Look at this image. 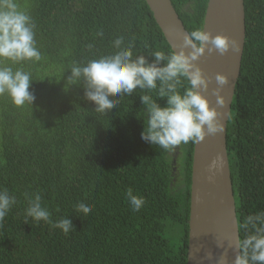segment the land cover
<instances>
[{
	"label": "trees",
	"instance_id": "1",
	"mask_svg": "<svg viewBox=\"0 0 264 264\" xmlns=\"http://www.w3.org/2000/svg\"><path fill=\"white\" fill-rule=\"evenodd\" d=\"M243 1L244 49L226 125L237 223L264 210V0ZM17 2L35 22L41 59L11 65L31 73V105L0 96V189L17 201L0 222V264H186L193 143L179 145L184 167H174L176 149L141 139L147 116L139 94L118 97L101 114L82 81L66 83L74 62L111 54L117 36L149 62L154 51L172 52L147 3ZM171 3L188 33L202 29L207 0ZM128 188L145 198L139 211ZM25 193H38L53 222L69 218L74 228L65 235L26 218ZM80 202L91 212L77 211Z\"/></svg>",
	"mask_w": 264,
	"mask_h": 264
},
{
	"label": "clouds",
	"instance_id": "2",
	"mask_svg": "<svg viewBox=\"0 0 264 264\" xmlns=\"http://www.w3.org/2000/svg\"><path fill=\"white\" fill-rule=\"evenodd\" d=\"M35 27L33 18L17 0H0V96L6 94L17 107L31 105L35 99L30 91L31 73L22 68L14 70L11 66L41 59V52L36 46ZM97 35L102 36L103 33L98 32ZM87 47L91 49L93 46L89 44ZM112 47L115 51L111 54L86 63L74 62L66 80L68 85L83 82L84 98L93 102L97 113L104 114L116 108L118 97L139 94L147 116V126L143 127L141 139L167 151L189 142L194 145L206 135L222 131L217 108L210 107L209 100L202 94L207 91L210 78L195 62L205 49L221 55L230 48L233 52L238 51L239 44L235 39L197 28L184 36L179 51L165 54L157 50L150 53L154 58L151 62L143 54L134 55L132 42L125 45L123 36H117L112 41ZM215 80L220 86L227 83L222 73H216ZM220 91V87L213 88L212 94L216 97V104L223 106L225 101ZM160 98L165 99L163 105L159 103ZM172 158L174 167L180 166V159L183 158L180 155L176 157V151ZM214 166L215 162L209 165V169ZM24 195L28 201L26 218L44 221L59 228L65 235L74 228L69 218L53 222L38 193ZM125 197L133 211H139L145 204V198L135 194L131 188L126 190ZM16 202V197L6 188L0 189V222ZM76 210L87 215L92 206L80 202ZM241 229L244 236L241 238L238 235L235 239L239 251L232 264H264V210L245 216L242 222L237 223L238 234ZM218 264H222V257Z\"/></svg>",
	"mask_w": 264,
	"mask_h": 264
},
{
	"label": "water",
	"instance_id": "3",
	"mask_svg": "<svg viewBox=\"0 0 264 264\" xmlns=\"http://www.w3.org/2000/svg\"><path fill=\"white\" fill-rule=\"evenodd\" d=\"M172 51H179L188 31L171 0H145ZM202 29L213 35L220 33L235 39L239 50L231 48L223 55L207 49L195 62L210 78L207 91L202 92L210 107H216L222 131L193 145L189 204V236L186 264H232L239 251L235 239L237 218L231 174L227 158L226 125L235 85L240 73L245 40V12L243 0H207ZM187 52L188 49H185ZM227 78L223 86L217 84L215 74ZM220 87L224 105L216 104L212 89ZM215 162L210 170L209 165ZM212 177L209 179V177Z\"/></svg>",
	"mask_w": 264,
	"mask_h": 264
},
{
	"label": "rangeland",
	"instance_id": "4",
	"mask_svg": "<svg viewBox=\"0 0 264 264\" xmlns=\"http://www.w3.org/2000/svg\"><path fill=\"white\" fill-rule=\"evenodd\" d=\"M179 147L180 146H177L176 147V157H178L180 155ZM180 161H181V168H183L184 167V160L183 159H180Z\"/></svg>",
	"mask_w": 264,
	"mask_h": 264
}]
</instances>
